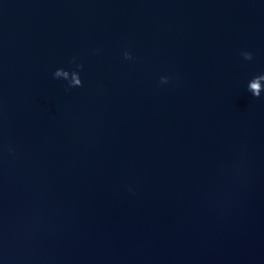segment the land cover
<instances>
[{
	"label": "water",
	"instance_id": "water-1",
	"mask_svg": "<svg viewBox=\"0 0 264 264\" xmlns=\"http://www.w3.org/2000/svg\"><path fill=\"white\" fill-rule=\"evenodd\" d=\"M0 264H264V0H0Z\"/></svg>",
	"mask_w": 264,
	"mask_h": 264
},
{
	"label": "clouds",
	"instance_id": "clouds-1",
	"mask_svg": "<svg viewBox=\"0 0 264 264\" xmlns=\"http://www.w3.org/2000/svg\"><path fill=\"white\" fill-rule=\"evenodd\" d=\"M253 89L255 91L257 89V85H253Z\"/></svg>",
	"mask_w": 264,
	"mask_h": 264
}]
</instances>
